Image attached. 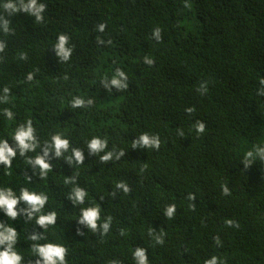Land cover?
Listing matches in <instances>:
<instances>
[{
    "label": "trees",
    "instance_id": "obj_1",
    "mask_svg": "<svg viewBox=\"0 0 264 264\" xmlns=\"http://www.w3.org/2000/svg\"><path fill=\"white\" fill-rule=\"evenodd\" d=\"M7 2L0 0V21L11 29L0 28V95L7 87L10 99L0 109L10 108L15 119L0 115V137L31 119L41 147L58 133L85 159L69 165L53 156L52 172L40 180L18 156L13 176L0 183L17 194L29 187L48 195L45 212L58 216L48 242L67 248L68 264H135L136 247L147 250L148 264H205L213 256L219 264H264V160L242 163L253 145L264 146V95L257 94L264 87V0H40L46 11L39 23L9 15ZM156 27L159 43L150 39ZM61 34L73 49L67 62L53 51ZM146 55L155 61L150 67ZM116 68L129 86L108 92L101 80ZM76 96L94 103L72 109ZM196 120L206 124L199 137L190 131ZM142 132L159 135V150L132 149ZM94 136L107 139L105 151L125 155L109 162L89 155ZM37 154L40 148L29 153ZM72 176L88 193L83 205L67 198L73 185L64 180ZM170 204L171 219L163 215ZM93 206L101 208L99 223L111 217L106 234L77 222L81 208ZM23 220L12 222L18 232ZM0 221L8 223L2 212ZM33 232L43 229L30 224L24 235ZM18 248L25 264H34L24 239Z\"/></svg>",
    "mask_w": 264,
    "mask_h": 264
},
{
    "label": "clouds",
    "instance_id": "obj_2",
    "mask_svg": "<svg viewBox=\"0 0 264 264\" xmlns=\"http://www.w3.org/2000/svg\"><path fill=\"white\" fill-rule=\"evenodd\" d=\"M4 10L9 15L16 13H24L27 16L34 17L36 22H42L44 20L43 13L46 11V5L41 3L40 0H8L3 5ZM10 21L4 19L0 21V28L5 33L11 32L9 28ZM105 25L100 24L97 26V31L103 32ZM150 39L159 43L162 40V32L159 27H156L152 31ZM102 42V41H101ZM69 37L61 34L57 38V42L54 45L53 51L55 56L62 62L70 60L73 49L69 46ZM6 44L0 41V53L5 51ZM23 58V57H22ZM154 60L150 55L143 57V63L147 66H152ZM28 80L32 79V74L29 73ZM260 84L264 86V79L260 80ZM101 86L111 92L112 89L116 91L126 90L129 86L128 75L121 68H116L110 76H106L101 80ZM201 94L207 91L206 85H201L197 89ZM258 95H264V87L257 93ZM10 99V91L7 87L3 89V95H0V104H7ZM94 103L93 99H84L80 96H76L70 101V107L72 109H81L90 107ZM186 113L191 115L195 112V108H187ZM0 115H2L7 121L15 119V113L8 107L0 109ZM191 130H194L196 136H202L206 131V124L200 120H196L191 126ZM177 133L180 136L184 135V130L177 129ZM11 139L12 143H9ZM161 146V140L158 134H150L148 132H142L138 137L132 141V149H151L159 150ZM37 148L41 149L42 154H37L34 157L29 153H35ZM71 148L70 141L63 138L60 134H54L51 136L50 141L45 140L43 147L40 145V141L36 134V128L33 126L31 119L17 123L14 131L6 137H0V170L3 171V175L0 176V181H3L4 177H11L14 174L13 161L20 158H24V164L30 166L33 170V174H37L40 180L47 178L48 174L52 172L53 168L50 163V159L54 156L59 159L64 157L69 165L75 163L76 165H82L84 162V152L80 148H71V156H65L64 154L69 152ZM108 148L107 139H101L98 136L92 137L87 142V149L89 155L100 156L102 162H109L115 158L119 160L125 155L124 150L116 152L105 151ZM100 153H105L100 155ZM259 157L264 160V146L253 145L251 150L244 153L243 161L245 167H248L253 157ZM19 168V165H16ZM25 181L30 183L31 178L26 177ZM64 183L71 184L73 187L68 193L67 198L74 205H83L88 193L77 185L75 176L66 178ZM118 190H122L127 193L129 191L128 185L124 182L116 184ZM224 194H228L227 187L223 189ZM115 195V193H113ZM49 197L43 192H37L35 190H29V187H21L17 194V191L13 189L10 184L0 183V212H2L7 218L8 223L0 221V264H25L24 254L19 250L18 244L24 239L26 243L30 245V251L28 255L34 257V264H68L66 259L67 248L59 243L48 242V231L50 227L57 224L58 216L55 211L45 212V208L48 205ZM23 205V207H21ZM176 213V205L170 204L165 206L163 215L171 219ZM21 218L23 220V228L20 232L13 226L12 222L19 223ZM101 208L99 206L81 208L78 224L96 232L98 229L102 230V233L106 234L111 227V217H107L101 224ZM232 224L231 221L228 222ZM34 224L43 229L42 233L33 232L31 235L25 236L28 232V226ZM78 235H83L79 232ZM151 234V232H150ZM156 242L163 243L161 237L156 238ZM219 245V239L216 240ZM132 257L135 264H148L147 250L142 247H136L132 251ZM205 264H219L216 256L211 257L205 261Z\"/></svg>",
    "mask_w": 264,
    "mask_h": 264
}]
</instances>
